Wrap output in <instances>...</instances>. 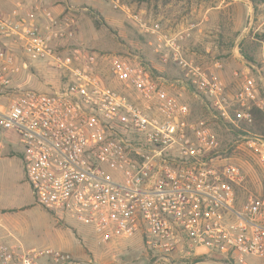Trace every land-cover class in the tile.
I'll return each mask as SVG.
<instances>
[{
	"label": "built area",
	"instance_id": "built-area-1",
	"mask_svg": "<svg viewBox=\"0 0 264 264\" xmlns=\"http://www.w3.org/2000/svg\"><path fill=\"white\" fill-rule=\"evenodd\" d=\"M105 1L126 12L141 34L160 33V21L121 0ZM41 8L42 22L0 10V159L20 147L36 202L59 222L68 216L92 227L108 248L140 238L153 264H264V193H249L237 205L247 175L215 132L205 121L190 122V107L142 63L88 47L78 40L74 15ZM106 64L140 102L105 83ZM182 66L221 117L250 124L253 106L264 112L254 76H245L231 97L216 75ZM41 67L58 72L65 86L22 88V78ZM241 131L236 148L247 147L264 167V135ZM43 259L74 261L53 248L0 242V264Z\"/></svg>",
	"mask_w": 264,
	"mask_h": 264
},
{
	"label": "crops",
	"instance_id": "crops-1",
	"mask_svg": "<svg viewBox=\"0 0 264 264\" xmlns=\"http://www.w3.org/2000/svg\"><path fill=\"white\" fill-rule=\"evenodd\" d=\"M73 2L88 3L87 0L67 2L64 0H0V10L20 16L33 14L38 21L42 22L46 19L41 7L47 8L55 17H61L75 8ZM170 5L171 3L165 4L167 7L165 11L163 10L161 18L148 16L142 10L140 11L148 20L160 21L162 24L159 34H142L147 39L148 47L152 52L148 51L149 63L147 66L142 64L143 68L151 79L175 96L180 103L190 107L191 112L188 118L190 122L197 123L199 121L193 118L204 116L212 122V125H216L219 121L225 126L244 130L240 122H233L218 115L206 97L197 91L199 95L190 93L193 86L186 78V69L182 66V62L201 66L209 73L216 75L231 97L238 92L245 76H254L259 82L261 97L264 99V38L261 37L264 33V14L260 17L257 13L255 14L256 7L249 0H218L215 4L205 2V6L201 4L194 10L193 6L180 9ZM190 28L193 29L188 35ZM112 84V87L116 89L120 87L119 90L122 89L125 94L130 95L132 92L130 88H121V84L115 80ZM136 99L140 102L139 95ZM45 211L48 215L44 218L46 225L53 226L54 230L60 233L64 230L77 235L75 227H73L74 230L68 226L63 228L49 211ZM13 213H16L15 209L0 207V242L23 248L56 249L51 246L52 244H38L40 241L38 238H44L46 235V227L41 222H34L30 226L23 227ZM58 241L61 245L65 244L64 237L59 238ZM82 245L85 252L78 256L65 251L74 258V261L69 264L90 261L88 251H95V245L91 243L86 245L84 242ZM78 257L86 259H78ZM40 264L56 263L43 259Z\"/></svg>",
	"mask_w": 264,
	"mask_h": 264
},
{
	"label": "rangeland",
	"instance_id": "rangeland-1",
	"mask_svg": "<svg viewBox=\"0 0 264 264\" xmlns=\"http://www.w3.org/2000/svg\"><path fill=\"white\" fill-rule=\"evenodd\" d=\"M87 1L88 3L84 4L73 2L75 8L70 12L78 21L79 42L98 52L110 56H120L129 61L140 62L147 66L149 63L148 51L152 53L151 49L148 47L147 39L143 37L138 28L128 18V14L122 10H115L113 5L105 0ZM217 1L171 0L170 3L173 7L177 6L175 8L180 9H185L187 6L191 8L193 6L194 10L201 4L205 6V2L208 4L214 2L215 4ZM121 2L133 11L138 12L142 10L148 16L151 15L154 18H161L163 10L165 11V7H167L163 3V0H121ZM84 7H86L85 10L83 9ZM255 9V14L257 13L259 17L262 16L264 14V3L260 2ZM99 16L105 20V24L98 27L95 22L100 20ZM100 74L105 83L112 87L114 78L110 66L107 64L103 65ZM21 86L22 88L49 91L64 87L65 80L58 72L41 67L28 72L22 78ZM112 88L116 89V87ZM118 88L120 89V87ZM121 88L125 87L121 85ZM120 92L133 102H139V99H136L138 94L134 90L130 92V95L123 93L122 89ZM190 93L197 94L196 89L192 87ZM193 119L205 121L209 128H214L213 131L219 139L222 150H229L231 147H237L243 143L240 132L237 131L236 127L225 126L219 121L216 125H212V122L204 116ZM245 148V150H242L244 155L237 154V152L232 155L233 159L241 164L247 175L245 189L238 190L237 205L239 207L246 201L249 193L256 195L264 193V167L258 158L247 147ZM20 152L21 149L17 146L16 150H10L4 158L0 159V207L15 209L16 213H13V215L17 216L20 225L23 227L30 226L34 222H41L46 227V235L44 238H38L40 240L38 244H52L51 246L54 248L63 252L69 251L75 256L85 252L82 242L86 245L88 243L94 244L95 251H88L90 261L87 263L82 262V264H153L145 256L144 250L140 246L141 240L138 237L127 240L126 243L120 246L108 248V245H104L99 241L92 227L80 224L68 216L66 217V221L60 222V224L63 228L68 226L72 230L75 227L76 236L79 240L70 231L62 229L63 232L60 233L58 230H54L53 226L46 225L44 219L48 216L45 211L46 209L36 202L32 188L23 172ZM250 158L253 160L251 161ZM61 237H64V245H61L58 241ZM78 259L86 258L78 257Z\"/></svg>",
	"mask_w": 264,
	"mask_h": 264
},
{
	"label": "trees",
	"instance_id": "trees-1",
	"mask_svg": "<svg viewBox=\"0 0 264 264\" xmlns=\"http://www.w3.org/2000/svg\"><path fill=\"white\" fill-rule=\"evenodd\" d=\"M249 1L252 2L255 7H257V5L260 2L261 3H264V0H249ZM170 2H171V0H163V3L164 4H167V3H170ZM99 19L100 20H97L95 22L96 23V26H98V27L100 25H102V24H105V20L101 16H99ZM261 37L264 38V33L261 35ZM232 114L235 115V112L232 111ZM251 114H252V117H253L252 123L248 124V123H245V122H240L241 123V126L244 128V130H248V131H250L253 134L264 135V112H262L259 108L253 106L251 108ZM237 131L238 132H242L241 130H237ZM235 152H237V154H243L244 155V152H242L240 150H237L236 146L235 147H231L228 150L227 153L230 154V155H232ZM250 160H251V158H250Z\"/></svg>",
	"mask_w": 264,
	"mask_h": 264
}]
</instances>
